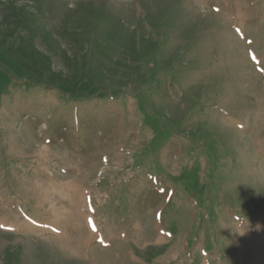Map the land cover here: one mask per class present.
<instances>
[{"label":"rangeland","instance_id":"1","mask_svg":"<svg viewBox=\"0 0 264 264\" xmlns=\"http://www.w3.org/2000/svg\"><path fill=\"white\" fill-rule=\"evenodd\" d=\"M0 264H264V0H0Z\"/></svg>","mask_w":264,"mask_h":264}]
</instances>
